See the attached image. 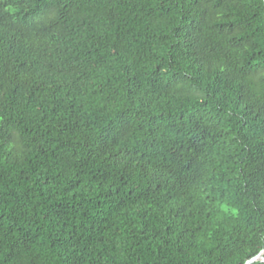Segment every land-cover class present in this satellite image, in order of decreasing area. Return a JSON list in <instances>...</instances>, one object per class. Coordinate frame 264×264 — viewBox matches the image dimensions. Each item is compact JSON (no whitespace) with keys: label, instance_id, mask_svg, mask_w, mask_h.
<instances>
[{"label":"trees","instance_id":"1","mask_svg":"<svg viewBox=\"0 0 264 264\" xmlns=\"http://www.w3.org/2000/svg\"><path fill=\"white\" fill-rule=\"evenodd\" d=\"M262 249L264 0H0V264Z\"/></svg>","mask_w":264,"mask_h":264},{"label":"water","instance_id":"2","mask_svg":"<svg viewBox=\"0 0 264 264\" xmlns=\"http://www.w3.org/2000/svg\"><path fill=\"white\" fill-rule=\"evenodd\" d=\"M264 249H262L259 253L247 259L244 264H251L254 261H264Z\"/></svg>","mask_w":264,"mask_h":264}]
</instances>
